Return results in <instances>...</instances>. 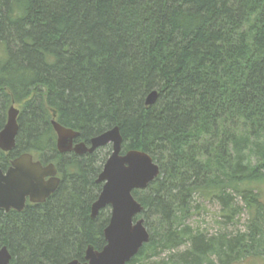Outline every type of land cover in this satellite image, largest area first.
<instances>
[{
	"label": "trees",
	"instance_id": "obj_1",
	"mask_svg": "<svg viewBox=\"0 0 264 264\" xmlns=\"http://www.w3.org/2000/svg\"><path fill=\"white\" fill-rule=\"evenodd\" d=\"M1 47L0 131L13 104L19 130L0 167L29 152L61 172L45 202L0 210L10 264L85 261L106 244L111 209L91 208L111 147L60 152L55 115L87 144L119 126L122 153L160 166L133 191L150 239L127 264L264 260V0H0ZM210 202L215 232L191 222Z\"/></svg>",
	"mask_w": 264,
	"mask_h": 264
},
{
	"label": "water",
	"instance_id": "obj_2",
	"mask_svg": "<svg viewBox=\"0 0 264 264\" xmlns=\"http://www.w3.org/2000/svg\"><path fill=\"white\" fill-rule=\"evenodd\" d=\"M158 98V91L147 94L145 103L152 105ZM19 109L13 104L7 114V121L0 131V149L12 151L18 135ZM55 115V114H54ZM52 125L57 133V148L60 152L76 154L93 153L98 148L112 145L97 179L103 183L102 190L92 204L91 216L95 218L101 209L110 207L111 215L104 229L106 244L102 249L90 245L85 261L77 259L63 264H127L150 239L145 218L138 217L144 210L134 196L135 189H145L160 174V166L153 157L142 150L131 149L122 153L123 136L119 126H114L91 138L90 143L75 141L79 131L63 126L56 119ZM57 166L51 162L44 165L29 153L16 157L6 169L0 167V210L22 211L28 201L45 202L59 187L61 178ZM12 255L4 246L0 249V264H10Z\"/></svg>",
	"mask_w": 264,
	"mask_h": 264
},
{
	"label": "rangeland",
	"instance_id": "obj_3",
	"mask_svg": "<svg viewBox=\"0 0 264 264\" xmlns=\"http://www.w3.org/2000/svg\"><path fill=\"white\" fill-rule=\"evenodd\" d=\"M2 47L0 48V56L5 58L7 56V51L6 50L2 51ZM15 106L18 107L17 105ZM109 146L111 148L106 149L107 153L104 152L107 155L110 153L108 157L111 155V152H112V145L109 144ZM259 188L261 190L262 200H264V181L260 183ZM219 209L220 207L217 203L210 202L209 204H207L205 210H202L194 215V217L191 219V222L194 223L195 225H200L202 228H206L211 232H215L219 228L218 224L216 223V219H218L217 217L219 215ZM247 216H248L247 213L243 215V218L240 221V224L238 225V227L241 228L244 225ZM229 229L234 230L235 225H230ZM236 264H264V260L263 259H258V260L257 259L256 260L246 259V260H243L242 262H237Z\"/></svg>",
	"mask_w": 264,
	"mask_h": 264
},
{
	"label": "flooded vegetation",
	"instance_id": "obj_4",
	"mask_svg": "<svg viewBox=\"0 0 264 264\" xmlns=\"http://www.w3.org/2000/svg\"><path fill=\"white\" fill-rule=\"evenodd\" d=\"M76 141V140H75ZM72 152H74V151H72ZM35 159V158H34ZM35 160H40L41 161V159H35ZM42 162V161H41ZM43 163V162H42ZM51 163V162H50ZM54 163V162H53ZM44 164V163H43ZM47 164H49V163H47ZM55 164V163H54ZM44 165H46V164H44ZM56 165V164H55ZM57 166V165H56ZM57 169H58V166H57ZM60 178H61V172L59 171V169H58V174H57Z\"/></svg>",
	"mask_w": 264,
	"mask_h": 264
}]
</instances>
